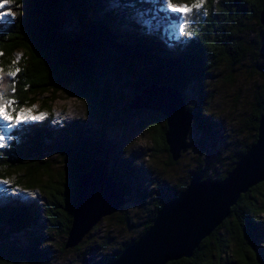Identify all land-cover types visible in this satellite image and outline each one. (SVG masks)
Here are the masks:
<instances>
[{"label":"trees","instance_id":"obj_1","mask_svg":"<svg viewBox=\"0 0 264 264\" xmlns=\"http://www.w3.org/2000/svg\"><path fill=\"white\" fill-rule=\"evenodd\" d=\"M13 2L19 8L16 18L10 24L0 23V70L3 76L0 75L14 87L13 98L19 107L32 108L36 103L40 105L42 96L50 102L56 94L66 93L84 104L85 116L96 129L75 120L61 125L55 135L56 128L49 125L48 119H37L14 130L10 141L0 148V180L9 177L15 186L35 189L42 202L39 209L36 204H17V201L0 206V264H52L44 235L36 227L40 224V208L46 224L43 223V229L60 232L66 240L77 199L78 177L88 170L95 156L106 163L108 174L126 202L131 200L126 184L133 181V202L139 209L146 210L148 196L144 189H139L132 167L134 154L124 155L122 148L115 147L105 135V132L124 131L130 117L144 114L138 126H145L149 133V149L167 151L163 138L165 116L145 108L128 107L133 94L140 93L143 88L169 86L177 90L184 101V90L191 85L197 90L200 88L220 52L227 55L229 65L249 54L262 79V83L255 87L247 119L250 137L229 156L222 171L216 169L224 164L219 157L210 162H199L185 183L164 199L153 202L152 208L145 211L148 214L136 237L119 243L110 251H106L105 241L85 248L86 241L80 240L71 248L66 247L76 252L85 248L88 253L81 251L80 256L83 264H105L116 259L124 247L146 230L161 205L175 198L190 178L196 175L201 180L220 181L254 142L258 118L264 114L261 0L220 3L215 18L209 15L205 26L199 22L201 31L196 35L192 32V41L188 44L175 43L160 31L143 29L142 23L127 20V15H122L121 19L113 8L104 9L109 0ZM117 3L124 7L133 6L132 0ZM153 6L158 12L155 17L161 20L165 14L174 15L165 5ZM147 14L152 11L148 10ZM175 14L177 21L178 13ZM230 14L234 17L227 27L224 19ZM208 31L212 33L211 41L206 38ZM14 53H19L20 58L14 59ZM15 65L18 72L12 69ZM9 72H16V75L7 77ZM202 102L198 99L191 107L184 101V105L193 115L191 124H196L201 132L198 146L199 152L205 156L207 153L202 142L206 140L211 122L205 121L200 111ZM157 118L163 121L162 125L156 123ZM46 155L57 158V168H53L52 160ZM167 161L174 162L168 155ZM123 209L120 206L116 210ZM122 222L128 228L133 226L126 214L122 216ZM99 223L97 221L82 238L95 231ZM15 236L24 237L26 243L21 244ZM96 255L98 257L94 258ZM164 264H264V181L239 196L230 206L227 217L200 240L188 258Z\"/></svg>","mask_w":264,"mask_h":264},{"label":"rangeland","instance_id":"obj_2","mask_svg":"<svg viewBox=\"0 0 264 264\" xmlns=\"http://www.w3.org/2000/svg\"><path fill=\"white\" fill-rule=\"evenodd\" d=\"M118 1L109 0L104 9L113 8L115 10L114 13L119 15L120 18L122 15H127V20L142 23L143 29L160 31L165 38L181 44L190 43L192 41V32L196 35L201 31V23L199 22L205 23V26L209 15L212 14V17L215 18L214 13L218 10L220 3L226 2V0H205L201 9L193 10L191 19L188 21L186 31H189L191 34L183 35L179 32V28L183 24L179 13L177 14V21L174 19L176 12H174V15H163V20L155 17V14L158 12L155 11L156 8L153 5H165L164 0H147L149 1L147 3L145 2L146 0H132L133 6L130 7H124L118 4ZM196 2L197 0H172V3L177 5H192ZM5 10L11 15L0 19V23L10 24L16 18L19 8L13 0H8L5 9L0 11ZM148 10L152 11V14H147ZM170 17L172 19H169ZM233 17L234 14L225 17L224 22L227 24V27L231 24L230 19H233ZM122 21L126 24L124 19ZM249 24L252 27L254 26L252 22ZM214 25L216 27L217 23ZM205 34L206 38L211 41L212 33L208 31ZM244 46H246V42ZM13 55L14 59L20 58L19 53H14ZM226 56L224 52L216 54L215 64L201 81L198 90L194 85H191L183 92L185 103L191 107L197 103L198 99L203 100L200 111L205 117V121L210 120L211 122L207 130L208 132H206V140L202 142L203 150L207 155L204 156L199 152L198 141L201 138V132L194 123L190 125L186 136L185 151L180 153L176 161L171 164L167 161V155L169 156L167 151L149 149L151 146L149 133L145 126H138V121L144 118V114L130 117L122 132H105L107 139L115 147L122 148L124 155L128 153L134 154L132 167L140 184L139 189L141 191L144 189L146 196H148L146 210L152 208L153 202L164 199L176 187L185 183L199 162L205 160L210 162L219 157V160L223 161L224 164L218 165L216 169L218 172H221L222 166L225 167L229 156L234 150L239 148L240 144L248 141L250 129L247 125V119L250 115L255 87L262 83V79L256 73L249 54H246L243 60L231 65L228 64L229 61ZM12 69L16 70L17 65ZM0 74H3L1 70ZM41 99L42 102L39 101L40 105L36 103L32 108H24L33 109L31 114L34 116L44 113L45 115L41 119L49 120V125L56 128V131H53L55 135L59 132L61 125L75 120L81 121L84 125L89 124V126L96 129L92 123L88 122L85 116L84 104L81 101L66 95V93L56 94L50 102H46L44 96ZM156 123L162 125L163 121L157 118ZM46 158L52 160L54 169L58 167V160L54 155H46ZM0 181H5V179ZM6 181H9L7 185L0 184V206L7 202L17 201V204H36L37 209H39L38 207L42 205V202L41 197L35 189H27L22 185L15 186L16 183L9 177H7ZM129 181L131 183L126 185L131 200L125 201L121 205L124 208L123 210H116L112 216L111 214L105 215L98 220L100 222L98 228L95 231H91L86 238L81 239L86 241L85 248L92 246L96 242L101 243V241H105L106 251H110L116 248L119 243L136 237L137 231L148 213L145 212L146 210L139 209L134 204V183L131 180ZM6 189L8 191H5ZM124 214L129 217L133 225L130 228L126 227L122 222ZM109 216L111 217L109 218ZM38 223L40 224L36 227H38L39 233L44 235L43 240H46L45 246L50 252V262L52 264H83L84 260L80 258L81 251H86L87 253L88 251L85 248H81L77 252L70 251L71 247L63 248L62 244L65 241V235L60 234V232H47L44 230L45 228L43 229V223L44 225L46 224L41 208ZM15 237L19 239L18 241L21 240V244L26 243L24 237ZM84 255L86 254L84 253ZM97 257L98 255L94 256V258Z\"/></svg>","mask_w":264,"mask_h":264},{"label":"water","instance_id":"obj_3","mask_svg":"<svg viewBox=\"0 0 264 264\" xmlns=\"http://www.w3.org/2000/svg\"><path fill=\"white\" fill-rule=\"evenodd\" d=\"M259 22L264 23V0H261ZM128 107L145 108L165 116L164 143L170 160L176 161L186 149L193 118L180 93L169 86L151 85L133 94ZM262 181L264 114L258 118L254 142L223 179L206 181L196 175L190 178L175 198L161 205L146 230L124 247L116 259L105 264H164L188 258L200 240L227 217L239 196ZM77 188L65 248L77 244L101 217L125 203L120 188L108 174L106 163L96 156L88 170L78 177Z\"/></svg>","mask_w":264,"mask_h":264},{"label":"snow or ice","instance_id":"obj_4","mask_svg":"<svg viewBox=\"0 0 264 264\" xmlns=\"http://www.w3.org/2000/svg\"><path fill=\"white\" fill-rule=\"evenodd\" d=\"M8 0H0V10H4ZM205 0H197L192 5L187 4H173L172 0H164L166 9L180 14V19L183 24L179 28V32L183 35H190L189 31H186L188 21L191 19V14L194 9H201ZM11 14L5 11H0V19ZM19 69H16L18 72ZM16 72H9L7 77H14ZM10 81L0 78V147L6 146V144L12 138V132L19 129L21 125L28 123L29 121L41 119L44 117V113L39 116L32 115L33 109H25L19 107L15 99L13 98L14 87L10 86ZM9 181H0V184L7 185ZM5 191H8L7 189Z\"/></svg>","mask_w":264,"mask_h":264},{"label":"bare ground","instance_id":"obj_5","mask_svg":"<svg viewBox=\"0 0 264 264\" xmlns=\"http://www.w3.org/2000/svg\"><path fill=\"white\" fill-rule=\"evenodd\" d=\"M186 153V152H185Z\"/></svg>","mask_w":264,"mask_h":264}]
</instances>
